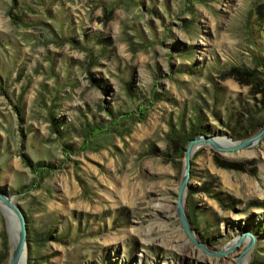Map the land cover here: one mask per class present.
Returning <instances> with one entry per match:
<instances>
[{
	"label": "rangeland",
	"instance_id": "obj_1",
	"mask_svg": "<svg viewBox=\"0 0 264 264\" xmlns=\"http://www.w3.org/2000/svg\"><path fill=\"white\" fill-rule=\"evenodd\" d=\"M250 113L264 119V0H0V188L25 216V264H237L242 246L213 256L183 232L184 150L166 135L199 124L226 144ZM185 207L210 250L247 228V264H264V138L197 146ZM10 228L0 206V264Z\"/></svg>",
	"mask_w": 264,
	"mask_h": 264
},
{
	"label": "water",
	"instance_id": "obj_2",
	"mask_svg": "<svg viewBox=\"0 0 264 264\" xmlns=\"http://www.w3.org/2000/svg\"><path fill=\"white\" fill-rule=\"evenodd\" d=\"M219 138L220 137L199 134L188 141L184 149L183 171L177 189L175 211L181 228L189 238L190 242L200 247L206 253L213 256H222L232 251L235 252L236 250H239V248L242 246L239 254H237L236 256V262L237 264H245L247 256L250 254L251 250L255 245V242L257 241L256 236L251 231L245 228L234 239L229 240L227 242L228 245H225L218 250H210L203 242L198 240L189 222L187 210L185 207L187 184L190 175L191 156L193 150L198 145L202 144H208L213 149L219 151H238L244 148L252 147L262 141V139L264 138V124L259 127L253 135H249L248 137L242 138L237 141L233 140L227 135L225 137L221 136V139H226V144H223L221 140L219 141ZM0 204L4 206V212L6 213L7 217L11 222V228L9 232L12 250L7 264H18L22 256L25 255V252L27 251V226L25 216L19 205L13 201V197L8 193L4 192L1 188ZM13 231H16L14 241L12 240ZM243 242H245L244 246Z\"/></svg>",
	"mask_w": 264,
	"mask_h": 264
},
{
	"label": "trees",
	"instance_id": "obj_3",
	"mask_svg": "<svg viewBox=\"0 0 264 264\" xmlns=\"http://www.w3.org/2000/svg\"><path fill=\"white\" fill-rule=\"evenodd\" d=\"M255 72V71H254ZM234 73L238 80L241 83H254V81L250 80L248 77L252 75V70L250 69H245V68H238L236 67L234 69ZM95 85H97L95 83ZM255 92V91H254ZM257 92V91H256ZM238 125L235 127H231L230 129L228 128L231 136L235 137L236 139H242L246 138L249 135H253L259 127H261L264 124V119H254L253 115L251 113L245 118L244 120H237ZM94 130L93 133H90L89 135L95 134L97 132V126L93 127L92 130ZM201 129L199 124H192L190 128L186 129L183 126V123L180 122L178 127H174L173 124L170 123L169 126V131L166 135L167 143L168 146L173 150L174 154H178L180 151L184 150L188 141L197 135L201 134ZM88 135V136H89ZM27 160V159H25ZM216 163L218 165H221V167L224 168H235V170L239 169V165L235 162L232 161H224L221 160L220 158H216ZM27 164L29 166L33 165L36 168H45L47 163L44 161H36L35 163L31 162L30 160H27ZM48 167H51L49 164L47 165ZM187 215L189 222L191 226L195 225L197 220L195 219V212L194 209L191 208L187 210ZM196 221V222H195ZM193 228V227H192ZM194 229V228H193Z\"/></svg>",
	"mask_w": 264,
	"mask_h": 264
},
{
	"label": "bare ground",
	"instance_id": "obj_4",
	"mask_svg": "<svg viewBox=\"0 0 264 264\" xmlns=\"http://www.w3.org/2000/svg\"><path fill=\"white\" fill-rule=\"evenodd\" d=\"M199 146V145H198ZM195 150V149H194ZM0 206L3 208V210L5 211V209H4V206L2 205V204H0ZM15 233H16V231H13V238H12V240L14 241V239H15ZM26 259H27V251L25 252V255H23L22 256V258H21V260L19 261V263L18 264H25V262H26ZM246 260H247V258H246ZM245 264H247V261H245Z\"/></svg>",
	"mask_w": 264,
	"mask_h": 264
}]
</instances>
